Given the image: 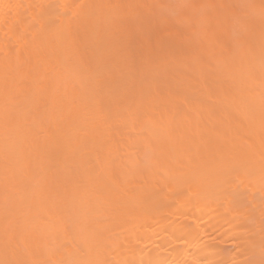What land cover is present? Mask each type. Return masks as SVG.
I'll list each match as a JSON object with an SVG mask.
<instances>
[{
	"label": "bare ground",
	"instance_id": "6f19581e",
	"mask_svg": "<svg viewBox=\"0 0 264 264\" xmlns=\"http://www.w3.org/2000/svg\"><path fill=\"white\" fill-rule=\"evenodd\" d=\"M0 264H264V0H0Z\"/></svg>",
	"mask_w": 264,
	"mask_h": 264
}]
</instances>
